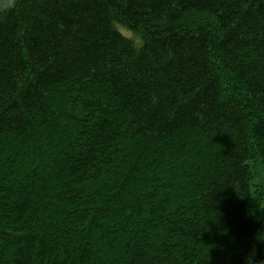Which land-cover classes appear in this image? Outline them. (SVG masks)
I'll return each mask as SVG.
<instances>
[{
	"label": "trees",
	"instance_id": "1",
	"mask_svg": "<svg viewBox=\"0 0 264 264\" xmlns=\"http://www.w3.org/2000/svg\"><path fill=\"white\" fill-rule=\"evenodd\" d=\"M259 167L264 0L0 7V264L262 260Z\"/></svg>",
	"mask_w": 264,
	"mask_h": 264
},
{
	"label": "clouds",
	"instance_id": "2",
	"mask_svg": "<svg viewBox=\"0 0 264 264\" xmlns=\"http://www.w3.org/2000/svg\"><path fill=\"white\" fill-rule=\"evenodd\" d=\"M15 4V0H7L6 3L0 2V7H12ZM255 180L258 185L264 186V167H259L255 173ZM255 253H249L244 258V264H264V259L262 260H255L254 257Z\"/></svg>",
	"mask_w": 264,
	"mask_h": 264
}]
</instances>
